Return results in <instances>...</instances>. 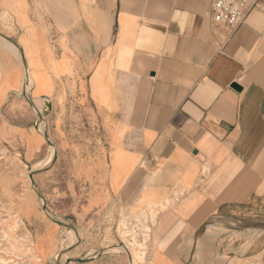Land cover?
I'll use <instances>...</instances> for the list:
<instances>
[{
  "label": "crops",
  "instance_id": "crops-1",
  "mask_svg": "<svg viewBox=\"0 0 264 264\" xmlns=\"http://www.w3.org/2000/svg\"><path fill=\"white\" fill-rule=\"evenodd\" d=\"M213 2L9 1L24 13L23 87L55 141L54 172L71 175L63 204L91 231L140 220L148 264H186L211 221L219 233L264 204V0L236 30L213 22ZM12 63L0 62V99L19 81ZM106 240L62 264H133ZM250 251L259 264L264 237Z\"/></svg>",
  "mask_w": 264,
  "mask_h": 264
},
{
  "label": "rangeland",
  "instance_id": "rangeland-1",
  "mask_svg": "<svg viewBox=\"0 0 264 264\" xmlns=\"http://www.w3.org/2000/svg\"><path fill=\"white\" fill-rule=\"evenodd\" d=\"M9 1L0 0V33L11 34L12 37H9L17 41L23 24L20 16L24 13L20 15V11ZM7 43L0 37V62L7 69L15 66L13 61L16 62L20 67V75L18 83L13 84L11 95L0 99V264H46L47 261L48 264H62L69 258L95 254L92 249L103 245L105 239V244L111 245L110 242L115 238L122 242L115 245L118 247L115 250L131 253L133 264L150 263L149 232L147 228L137 226L140 220L136 221L130 216L118 220L112 216L109 218L111 221L91 231L88 227H82L81 219L72 214L70 196L66 198V205L63 204L61 193L63 189L70 192L71 175H56L52 168L55 141L48 131L52 144L46 138V123L41 121L46 122V119H42L35 111L28 98L30 89L27 92L23 87L25 67L21 52ZM27 73L29 84L31 79L28 70ZM35 102L40 107V101ZM31 173H34L35 185ZM46 194L53 207L58 205L64 211H51ZM44 202L51 217L44 209ZM260 206H257V210L262 211L241 215L244 218L240 220L264 222V204ZM234 223L232 225H240L239 222ZM224 228L229 226L219 228L223 230L219 233L205 232L207 243L203 244L204 247L199 245L193 258L189 253L185 263L246 264L245 258L254 254L250 247L260 237H264V230ZM75 244L77 247L73 249ZM256 259H260L259 264H264V251Z\"/></svg>",
  "mask_w": 264,
  "mask_h": 264
},
{
  "label": "built area",
  "instance_id": "built-area-1",
  "mask_svg": "<svg viewBox=\"0 0 264 264\" xmlns=\"http://www.w3.org/2000/svg\"><path fill=\"white\" fill-rule=\"evenodd\" d=\"M259 0H214L212 18L215 24L238 29Z\"/></svg>",
  "mask_w": 264,
  "mask_h": 264
},
{
  "label": "water",
  "instance_id": "water-1",
  "mask_svg": "<svg viewBox=\"0 0 264 264\" xmlns=\"http://www.w3.org/2000/svg\"><path fill=\"white\" fill-rule=\"evenodd\" d=\"M1 36H3L5 39L11 41L15 46H17V48L19 49V51L21 52V56H22V60H23V64H24V67L25 69H28V66H27V61H26V58H25V55L20 47V45L18 44L17 41L11 39L9 36L7 35H4L2 33H0ZM33 104V106H35L34 102L32 100H30ZM40 116H42V114L39 112ZM45 136L46 138L48 139V141L52 144V141L50 140L49 136L47 133H45ZM55 158H56V154L54 155L53 157V162L55 161ZM30 177H31V180H32V183L35 185V179H34V173H31L30 174ZM44 209L47 211L48 215L51 217L50 213L48 212L47 210V205L46 203L44 202ZM240 221V225L238 224L237 226L236 225H229L231 228L230 229H236V230H239V229H242V228H259V229H263L264 230V222H248V221H241V220H238ZM61 224H64L63 222L61 221H57ZM237 222V221H236ZM208 226L205 225L201 230L205 229L206 227ZM233 227V228H232ZM90 258H76V259H72V258H69L67 260V262H71V261H77V262H85L87 260H89Z\"/></svg>",
  "mask_w": 264,
  "mask_h": 264
},
{
  "label": "bare ground",
  "instance_id": "bare-ground-1",
  "mask_svg": "<svg viewBox=\"0 0 264 264\" xmlns=\"http://www.w3.org/2000/svg\"><path fill=\"white\" fill-rule=\"evenodd\" d=\"M232 220H227V219H224V221H222L220 224H219V226H220V228L222 227V226H229V225H232V224H235L234 222H231ZM217 222V219H214L213 221H211L210 222V225L206 228V232H211L212 231V228H213V226H214V224ZM240 223V221H237V223ZM231 227L229 226V228H224L225 230H227V229H230ZM254 231H256V228L255 229H253ZM236 231V230H235Z\"/></svg>",
  "mask_w": 264,
  "mask_h": 264
}]
</instances>
